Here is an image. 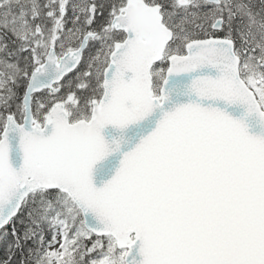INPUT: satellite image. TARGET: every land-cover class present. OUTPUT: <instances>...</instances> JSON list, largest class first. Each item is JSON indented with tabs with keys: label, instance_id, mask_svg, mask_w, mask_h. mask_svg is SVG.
Instances as JSON below:
<instances>
[{
	"label": "snow or ice",
	"instance_id": "snow-or-ice-1",
	"mask_svg": "<svg viewBox=\"0 0 264 264\" xmlns=\"http://www.w3.org/2000/svg\"><path fill=\"white\" fill-rule=\"evenodd\" d=\"M0 264H264V0H0Z\"/></svg>",
	"mask_w": 264,
	"mask_h": 264
}]
</instances>
